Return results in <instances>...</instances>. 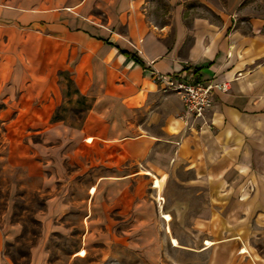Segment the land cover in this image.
Masks as SVG:
<instances>
[{"label":"rangeland","instance_id":"rangeland-1","mask_svg":"<svg viewBox=\"0 0 264 264\" xmlns=\"http://www.w3.org/2000/svg\"><path fill=\"white\" fill-rule=\"evenodd\" d=\"M144 5L156 23L174 13L188 26L196 18L219 25L228 0H146ZM236 10V24L248 25L252 17L264 19V0H241ZM89 68L80 65L82 71ZM74 75L72 66L52 73L56 97L41 121L44 128L24 127L22 113L0 110V227H18L4 243L1 259L9 264H208L197 251L204 241L237 235L239 247L264 260V177L245 173L238 178L231 171L223 178L206 176L203 162L189 167L171 160L160 124L172 90H160L156 109L162 118L154 128L133 124L150 122L142 109L130 112V124L122 121L119 106L107 113L117 120L114 125L109 122L106 132L103 121L97 128L102 137L116 140L160 135L159 146L145 160L122 159L121 148L104 140L97 147L87 143L92 136L79 128L88 123V106L100 86L92 83L82 98ZM163 174L159 193L151 179ZM161 211L170 214L169 222ZM170 237L180 246H173ZM80 248L86 250L84 257L74 254Z\"/></svg>","mask_w":264,"mask_h":264},{"label":"crops","instance_id":"crops-1","mask_svg":"<svg viewBox=\"0 0 264 264\" xmlns=\"http://www.w3.org/2000/svg\"><path fill=\"white\" fill-rule=\"evenodd\" d=\"M240 2L228 0L219 25L196 18L188 26L174 13L169 21L153 22L146 0H0V110L22 113L24 127L30 123L44 128L41 121L56 97L50 87L52 73L72 66L80 95L86 96L92 83L100 86L88 107V123L79 130L92 136L94 146L104 140L121 148L122 159L141 161L159 146L160 135L116 140L102 137L99 124L104 121L107 132L109 122L117 121L107 113L119 106L122 121L129 124L133 109L148 112L150 122L133 124L149 128L162 118L156 109L161 87L152 73L191 69L197 79L225 82L227 88L214 90L206 113L209 124L200 129L190 122L185 126L179 95L174 91L167 96L170 104L160 129L170 144L171 160L188 162L189 167L203 162L206 176L223 178L231 171L238 178L245 173L264 177V19L236 24ZM82 62L89 65L88 72L80 69ZM17 233L16 224L0 227V264H9L1 259L4 243ZM236 236L209 239L213 244L197 251L206 255L208 264H264L252 250L241 252Z\"/></svg>","mask_w":264,"mask_h":264},{"label":"built area","instance_id":"built-area-1","mask_svg":"<svg viewBox=\"0 0 264 264\" xmlns=\"http://www.w3.org/2000/svg\"><path fill=\"white\" fill-rule=\"evenodd\" d=\"M152 79L162 90H172L179 95L183 106L181 118L185 126L190 122L195 129L209 124L206 113L212 104L214 90L227 88L225 82L197 79L191 69L167 75L154 71Z\"/></svg>","mask_w":264,"mask_h":264},{"label":"bare ground","instance_id":"bare-ground-1","mask_svg":"<svg viewBox=\"0 0 264 264\" xmlns=\"http://www.w3.org/2000/svg\"><path fill=\"white\" fill-rule=\"evenodd\" d=\"M91 139H92L91 137L86 138V141H90ZM191 166H192V165H191ZM143 172L152 175L148 170H144ZM164 180H165V174H163V175L160 176V177L152 176V179H151V182L153 183L152 187H153V188H157L159 193H160V191H161V187H162V184H163ZM94 191H95V189H94V187H92L91 190H90V192L93 193ZM161 198H162V196L159 195V196H158V199H161ZM160 215H161V217H162L166 222H169V221L171 220V216H170V214H168V213H166V212H162V211H161V214H160ZM167 230H169V228H168ZM237 238H238V237H237ZM170 239H171V243H172L173 246H177V247L180 246L179 241H178L175 237H170ZM204 244H205L206 246H209V245L213 244V241H212V240H209V239H206V240L204 241ZM240 251H241V252H246L247 250H246L244 247H242ZM74 254L77 255V256H80V257H84L85 254H86V250H85L84 248H80V249H79L78 251H76Z\"/></svg>","mask_w":264,"mask_h":264},{"label":"trees","instance_id":"trees-1","mask_svg":"<svg viewBox=\"0 0 264 264\" xmlns=\"http://www.w3.org/2000/svg\"><path fill=\"white\" fill-rule=\"evenodd\" d=\"M123 53H126V54H128L127 52H124L123 51ZM129 56H131L136 62H138L139 64H142V61L137 57V56H135V55H133V54H128ZM77 93H78V91H77ZM79 94V93H78ZM79 96L80 97H84L83 95H80L79 94ZM89 107V106H88ZM52 120H56L57 119V117L54 115V116H52V118H51Z\"/></svg>","mask_w":264,"mask_h":264}]
</instances>
